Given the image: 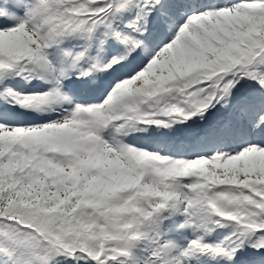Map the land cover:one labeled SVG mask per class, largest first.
<instances>
[{
	"label": "snow or ice",
	"instance_id": "obj_1",
	"mask_svg": "<svg viewBox=\"0 0 264 264\" xmlns=\"http://www.w3.org/2000/svg\"><path fill=\"white\" fill-rule=\"evenodd\" d=\"M0 264H264V0H0Z\"/></svg>",
	"mask_w": 264,
	"mask_h": 264
}]
</instances>
